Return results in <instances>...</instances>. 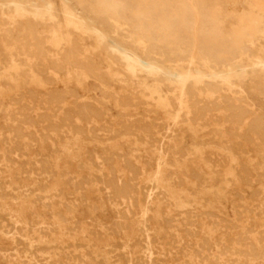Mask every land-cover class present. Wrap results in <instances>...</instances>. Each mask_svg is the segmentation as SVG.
I'll return each mask as SVG.
<instances>
[{"label":"rangeland","instance_id":"1","mask_svg":"<svg viewBox=\"0 0 264 264\" xmlns=\"http://www.w3.org/2000/svg\"><path fill=\"white\" fill-rule=\"evenodd\" d=\"M142 1L119 0L116 16L96 13V0L0 4V264H264V0L199 1L207 26L222 44L233 46L235 31L251 15H259L261 24L251 37H243L230 67L190 79L184 93L185 72L205 71L209 62L200 57L188 62L185 42L166 43L167 32L155 23L159 11L136 19V9H152ZM185 1L190 22L195 0ZM144 57L152 66L140 62ZM167 65L176 77L166 73ZM70 107L81 110L74 114ZM236 112L245 118L237 115L238 120Z\"/></svg>","mask_w":264,"mask_h":264},{"label":"bare ground","instance_id":"2","mask_svg":"<svg viewBox=\"0 0 264 264\" xmlns=\"http://www.w3.org/2000/svg\"><path fill=\"white\" fill-rule=\"evenodd\" d=\"M2 1L3 0H0V4L2 3ZM26 1H28V0H26ZM85 1H87V0H79V4L80 5H84V3H85ZM96 1H100V2H98V3H96V2H94V9H95V11H96V13H98V14H100V12H102V11H105V13L107 14V12H110V13H112V14H114L115 16L116 15H119V11H120V2H119V0H96ZM143 1H146V2H150V7H152V9H136L135 11H134V15H135V18L137 19V18H141V17H148L149 18V16H151L150 14L152 13V12H160V13H158V15H157V17L155 18L156 20H155V23L156 24H158V26H159V28L160 29H162V30H165L166 32H167V34H168V37H167V42L166 43H169L170 45H176V44H178V43H180V42H185V45H186V49H187V51H186V53H185V55L186 56H188L189 57V60H188V62L190 61V62H192V60H194L196 57H200V59L202 58V59H204V60H207L208 62H209V65L207 66V68H206V70L205 71H200V70H196V71H193V72H191L190 70H188L187 72H185L186 74H185V77H184V82L182 83V86H181V92L182 93H184V88H185V85L188 83L187 81H189L190 79H193V78H197V79H205L207 76H215V75H218L221 71H223L224 69H226V67H230V60L235 56L236 57V51L237 50H240V48H239V45L241 44V42H242V39H243V37H251L252 36V34L254 33V32H256L258 29H259V26H260V24H261V21H260V17H259V15L257 16V15H255V14H253V15H251L250 17H248V19H246V20H243V27H242V30L240 29V30H236L235 31V35L233 36V38H234V45L232 46V45H227V44H222L220 41H218V39H216V37H215V31H213V30H211L208 26H207V24L209 23L208 22V18L206 17V15H205V13L204 12H201V10H199V1L200 0H195V2H194V4L192 5V12H191V21L190 22H187V20H186V16L188 15V13H189V6H187V4H186V1L185 0H151V1H147V0H143ZM142 1V2H143ZM194 1V0H193ZM137 3L139 4V2L137 1ZM142 4V3H141ZM140 4V5H141ZM144 4V3H143ZM260 5H261V3H259ZM263 4V3H262ZM258 5V4H257ZM147 6V5H146ZM146 6H144V7H146ZM205 6V5H204ZM79 7V6H78ZM260 7H262V5L260 6ZM148 8V7H147ZM251 8V7H250ZM259 8V7H258ZM261 10H263L264 11V7H262V9ZM259 11V10H258ZM41 12V11H40ZM5 15V14H4ZM111 15V14H110ZM113 15V16H114ZM118 17V16H117ZM147 18V20H149ZM190 18V17H189ZM188 18V19H189ZM119 19V18H118ZM145 19V18H144ZM146 20V21H147ZM142 21H143V19H142ZM86 24V23H85ZM140 24V23H139ZM149 24V23H148ZM125 25V24H124ZM141 26H142V24H141ZM138 27V26H137ZM235 27V26H234ZM241 27V26H240ZM141 28V27H140ZM236 28V27H235ZM159 30V29H158ZM137 31V30H136ZM156 31V30H155ZM164 31V32H165ZM140 32V31H139ZM149 32V31H148ZM163 32V31H162ZM134 33V32H133ZM32 34V33H31ZM97 34V33H96ZM110 34V33H109ZM145 34H146V32H145ZM138 35V34H137ZM136 35V36H137ZM141 35V34H140ZM147 36H148V38H150L151 40H152V42H153V36H152V34L151 33H148L147 34ZM146 36V37H147ZM166 36V35H165ZM166 38V37H165ZM164 38V39H165ZM160 40V39H159ZM143 41V40H142ZM161 41H163V39L161 40ZM112 42H114V41H112ZM149 42V41H148ZM147 42V44H149ZM157 42V41H156ZM157 43H159V42H157ZM161 43V42H160ZM159 43V44H160ZM114 44L116 45V47H118V48H120L121 49V44L119 43V42H114ZM248 44V43H247ZM178 46V45H177ZM255 46V45H254ZM251 47V46H250ZM70 48V47H69ZM179 48V47H178ZM164 49V48H163ZM164 51H165V49H164ZM170 51V50H169ZM181 51V50H180ZM242 51V50H241ZM241 51H238V52H241ZM148 52V51H147ZM237 52V53H238ZM243 52V51H242ZM73 53V52H72ZM82 53V52H81ZM106 53V52H105ZM177 53V52H176ZM245 53V52H244ZM82 54H84V52L82 53ZM107 54V53H106ZM105 54V55H106ZM150 54V53H149ZM171 54V53H170ZM173 54V53H172ZM183 54V53H182ZM240 54V53H239ZM238 54V55H239ZM242 54V53H241ZM109 54H107L106 56H108ZM132 55V54H131ZM167 54H165L164 55V57L166 56ZM110 56V58H112V56L111 55H109ZM156 56V55H155ZM183 56V55H182ZM167 57H168V55H167ZM166 58V57H165ZM164 58V59H165ZM239 58V57H238ZM88 59V58H87ZM163 59V58H162ZM111 60V59H110ZM166 60V59H165ZM236 60V59H235ZM89 61V60H88ZM117 61H118V59H117ZM116 60H115V62H117ZM144 62L146 65H148V66H152V61H151V59L150 58H148V57H144V58H142L141 59V61L140 62ZM119 62V61H118ZM253 62V61H252ZM100 63V62H99ZM90 64V63H89ZM92 64V63H91ZM173 64V63H172ZM94 65V64H93ZM112 65V64H111ZM123 65V64H122ZM98 66V65H97ZM93 67V66H92ZM195 67H197V66H195ZM87 68H89V67H87ZM86 68V69H87ZM99 68V67H98ZM101 68V67H100ZM118 69V68H117ZM120 69V68H119ZM94 70H95V68H94ZM158 70V69H157ZM100 71V70H99ZM98 71V73H100ZM107 73V72H106ZM166 73L167 74H169V75H171V76H174V77H176L177 76V73H175L174 72V70H173V67L172 66H170V65H167L166 66ZM90 74V73H89ZM92 74V73H91ZM108 74V73H107ZM102 75V74H101ZM95 76H97V75H95ZM98 76H99V74H98ZM97 76V77H98ZM103 76V75H102ZM102 76H100L101 78H102ZM99 77V78H100ZM151 77V76H150ZM230 77V76H229ZM98 78V79H99ZM153 78V77H152ZM206 81V80H205ZM240 81H241V79H240ZM222 82H224L223 80H222ZM242 82V81H241ZM221 83V82H220ZM232 83H234V82H232ZM208 84V83H207ZM165 85V84H164ZM201 85V84H200ZM205 85V84H204ZM216 85V84H215ZM225 85H227V84H225ZM224 85V86H225ZM235 85V84H234ZM233 85V86H234ZM238 85H239V83H238ZM237 85V86H238ZM241 85V84H240ZM135 86V85H134ZM217 86V85H216ZM216 86H215V88H216ZM221 86V85H220ZM133 87V86H132ZM136 87V86H135ZM204 87V86H203ZM227 87H229V86H227ZM236 87V86H235ZM168 88V87H167ZM201 88V87H200ZM205 88V87H204ZM207 88H208V86H207ZM203 89V88H202ZM219 89V88H218ZM221 90H222V88H220ZM229 89H230V87H229ZM264 89V88H263ZM131 90V89H130ZM168 90H170V89H168ZM192 90V89H191ZM199 90V89H198ZM205 89H203V91H204ZM212 90V89H211ZM217 90V89H216ZM133 91H134V89H133ZM213 91H215V90H213ZM225 91H227V90H225ZM241 91V90H240ZM260 91V90H259ZM191 92H193V91H191ZM196 92V91H195ZM212 92V91H211ZM223 92V91H222ZM129 93H130V91H129ZM128 93V94H129ZM215 93H218V92H215ZM214 93V94H215ZM225 93V92H224ZM233 93V92H232ZM235 93H237V91L235 92ZM242 93V92H241ZM245 93V92H244ZM73 94V96L74 95H77V94H75V93H72ZM72 94H71V96H72ZM238 94V93H237ZM260 94H261V92H260ZM52 95V94H51ZM58 96H60L59 94H57ZM133 95H134V93H133ZM189 95V94H188ZM192 95H194V92L192 93ZM191 95V96H192ZM212 95V94H211ZM225 95V94H224ZM228 95V94H227ZM226 95V96H227ZM53 96V95H52ZM55 96V95H54ZM53 96V99L55 98ZM126 96V95H125ZM131 96V95H130ZM137 96H138V94H137ZM186 96V95H185ZM210 96V95H209ZM215 96H216V94H215ZM242 96H243V93H242ZM245 96V95H244ZM264 96V95H263ZM123 96H121V98H122ZM132 97V96H131ZM190 97V96H189ZM193 97V96H192ZM208 97V96H207ZM207 97L205 98V97H202V98H204V99H207ZM214 97V96H213ZM217 97H219L220 98V96H218L217 95ZM228 97V96H227ZM240 97V96H239ZM238 97V98H239ZM60 98V97H59ZM63 98V97H62ZM65 98V97H64ZM72 98V97H71ZM130 98V97H129ZM129 98L127 97V99L129 100ZM136 98V97H135ZM180 98V97H179ZM193 98H195L196 99V97H193ZM215 98V97H214ZM222 98H226L225 96H223ZM233 98V97H232ZM243 98V97H242ZM245 98V97H244ZM50 99H52V98H50ZM56 100H57V98H55ZM72 99H75V98H72ZM94 99V98H93ZM118 99V98H117ZM116 99V100H117ZM131 99V98H130ZM138 99H140V97H138ZM137 99V100H138ZM142 99V98H141ZM190 99H192L191 97H190ZM204 99H203V102H205L204 101ZM209 99V98H208ZM228 99H230L229 97H228ZM240 99V98H239ZM238 99V100H239ZM49 100V99H48ZM59 100V99H58ZM62 100V99H61ZM65 100H66V98H65ZM126 100V99H125ZM127 100V101H128ZM135 100V99H134ZM133 99L131 100L132 102L134 101ZM143 100V99H142ZM171 101H172V98L170 99ZM175 100V99H174ZM172 101V103L173 102H175V101ZM180 100V99H179ZM178 100V101H179ZM200 100H202V99H200ZM210 100V99H209ZM220 100H221V98H220ZM231 100V99H230ZM233 100V99H232ZM236 100H237V98H236ZM240 100H242V99H240ZM47 101V100H46ZM45 101V102H46ZM53 101V100H52ZM67 101V100H66ZM74 101V100H73ZM82 101V100H81ZM97 101V100H96ZM124 101V100H123ZM193 101H195L194 99H193ZM211 101V100H210ZM212 101H213V103L214 102H216V100L214 101L213 99H212ZM44 102V101H43ZM42 102V103H43ZM45 102H44V104H45ZM79 102H80V100H79ZM92 102V101H91ZM94 102V101H93ZM119 102H120V100H119ZM125 103H126V101H124ZM190 102L192 103V101L190 100ZM219 102V101H218ZM223 102V101H222ZM240 102V101H239ZM244 102V101H243ZM47 103H48V101H47ZM47 103L45 104V106L47 105ZM58 103V102H57ZM64 103V102H63ZM76 103V102H75ZM100 103V102H99ZM124 103V104H125ZM142 103V102H141ZM180 103V102H179ZM196 103H198V102H196ZM195 103V104H196ZM200 103V102H199ZM198 103V104H199ZM201 103H202V101H201ZM207 103H209L208 101H207ZM212 103V104H213ZM217 103V102H216ZM225 103V102H224ZM230 103V102H229ZM228 103V104H229ZM233 103V102H232ZM238 103V102H237ZM237 103L235 104L234 103V107H239V106H235V105H237ZM245 103V102H244ZM252 103V102H251ZM60 104H61V102H60ZM71 104H73V103H71ZM88 104V103H87ZM89 104H90V101H89ZM101 104V103H100ZM127 104V103H126ZM137 104H138V102H137ZM136 104V105H137ZM145 104V103H144ZM194 104V103H193ZM194 104V105H195ZM198 104H196V105H198ZM204 104V103H203ZM211 104V105H212ZM218 104V103H217ZM231 104V103H230ZM230 104H229V106H230ZM239 104V103H238ZM64 105V104H63ZM62 104H61V106H63ZM74 105V104H73ZM91 105H93V103H91ZM133 105V104H132ZM135 105V106H136ZM177 105H179V104H176V107H177ZM205 105V104H204ZM209 105V104H208ZM239 105H241V102H240V104ZM81 106H83V105H81ZM86 107H87V105H85ZM82 107V108H85L86 109V107ZM100 106V105H99ZM138 106V105H137ZM202 106V105H201ZM210 106V105H209ZM213 106V105H212ZM218 106V105H217ZM231 106H233V104L231 105ZM245 106V105H244ZM51 107V106H50ZM64 107V106H63ZM72 107H76V106H72ZM72 107H70V109L69 110H71V108ZM80 107V106H79ZM89 107V106H88ZM95 106H93V108H94ZM104 107V106H103ZM145 107V106H144ZM192 107V106H191ZM194 107V106H193ZM213 107H216V106H213ZM212 107V108H213ZM221 107V106H220ZM228 107V106H227ZM234 107H232L233 108V110H234ZM242 107V106H241ZM262 107V106H261ZM81 108V107H80ZM90 109L92 108L91 106L89 107ZM93 108H92V111H93ZM96 108V107H95ZM101 108V107H100ZM142 108V107H141ZM179 108V107H178ZM199 110H200V108L199 107H197ZM203 108H204V106H203ZM208 108V107H207ZM210 108V107H209ZM218 107H216L215 109H217ZM226 108V107H225ZM229 108V107H228ZM231 108V107H230ZM229 108V109H230ZM240 108V107H239ZM244 108V107H243ZM246 108V107H245ZM48 109V108H47ZM60 109V108H59ZM72 109H74V114H75V112H79L81 109H79V108H77V109H79V111H75V108H72ZM84 109V110H85ZM97 109V111H98V109L99 108H96ZM156 109V108H155ZM175 109V108H174ZM177 109V108H176ZM175 109V110H176ZM197 109V111L198 112H200L199 110ZM62 110H63V108H62ZM83 110V109H82ZM106 110V109H105ZM108 110V109H107ZM138 110H140V109H138ZM157 110V109H156ZM180 110V109H179ZM195 110V109H194ZM203 111H204V109H202ZM201 110V111H202ZM206 110V109H205ZM245 110V109H244ZM37 111V110H36ZM58 111V110H57ZM72 111V110H71ZM86 111V110H85ZM88 111V110H87ZM103 111V110H102ZM130 111V110H129ZM128 111V112H129ZM132 111V110H131ZM143 111H144V109H143ZM163 111V110H162ZM193 111V110H192ZM196 111V110H195ZM202 111V112H203ZM225 111V110H224ZM251 111H253V110H251ZM105 112V111H104ZM107 112V111H106ZM146 112V111H145ZM151 112V111H150ZM153 112H155L154 110H153ZM152 112V113H153ZM157 112V111H156ZM176 112V111H175ZM178 112V111H177ZM194 112V111H193ZM210 112H211V110H210ZM216 112V111H215ZM220 112V111H219ZM226 112V111H225ZM228 112H229V110H228ZM233 112V111H232ZM238 112H240V111H238ZM245 112H247V110L245 111ZM82 113H83V111H82ZM100 113V112H99ZM120 113V112H119ZM124 113V112H123ZM123 113H121V114H123ZM148 113V112H147ZM182 113V112H181ZM212 113V112H211ZM223 113V112H222ZM237 113V112H236ZM241 113H242V111H241ZM249 113H252V112H249ZM88 114V113H87ZM86 114V115H87ZM105 114V113H104ZM130 114V113H129ZM139 114V113H138ZM187 114V113H186ZM198 114H201V113H198ZM215 114V113H214ZM217 114V113H216ZM226 114H228V113H226ZM240 114V113H239ZM245 113H243V115H244ZM254 114V113H253ZM65 115H69V114H66L65 113ZM77 115H79V114H77ZM76 115V116H77ZM91 115V114H90ZM106 115V114H105ZM177 115V114H176ZM175 115V116H176ZM182 115V114H181ZM196 115V114H195ZM201 115H203V114H201ZM210 115H213V114H210ZM220 115V114H219ZM229 115V114H228ZM238 113L235 115L234 114V117L236 116V118L239 120V117L238 116H241V115H238ZM252 115V114H251ZM69 116H72L73 117V113H72V115H69ZM80 116L82 117V115L80 114ZM87 116H89V115H87ZM122 116V115H121ZM148 116V115H147ZM150 116V115H149ZM180 116V115H179ZM204 117H205V114L203 115ZM224 116V115H223ZM231 116H233L232 114H231ZM246 116H248L247 115V113H246ZM63 117H65V116H63ZM62 117V118H63ZM81 117H78L77 116V119H75V120H77L78 121V119L79 118H81ZM90 117V116H89ZM129 117V116H128ZM202 117V116H201ZM200 116H199V118H201ZM215 117V116H214ZM234 117H232V120H230V121H233V119H234ZM241 117H243V118H245V116H241ZM258 117V116H257ZM257 117H255V118H257ZM67 118V117H66ZM68 118H70V117H68ZM74 118V117H73ZM93 117H91V119H92ZM96 119H97V117H95ZM137 118V117H136ZM156 118V117H155ZM154 118V119H155ZM183 118V117H182ZM181 118V121L183 120ZM208 118V120H209V118H210V116L209 117H207ZM221 117H219V119H220ZM251 118H253V117H251ZM250 117H249V119H251ZM259 118H260V116H259ZM259 118H258V120H259ZM90 119V118H89ZM103 119V118H102ZM106 119H108V118H106ZM126 119H129V118H126ZM132 119V118H131ZM145 119V118H144ZM143 119V120H144ZM146 119H148V118H146ZM157 119V118H156ZM155 119V120H156ZM160 119V118H159ZM202 119V118H201ZM210 119H212V118H210ZM213 119H215V118H213ZM212 119V120H213ZM228 119V118H227ZM236 119V120H237ZM68 120V119H67ZM80 120V119H79ZM117 120V119H116ZM130 120V119H129ZM149 120V119H148ZM147 120V121H148ZM203 120V119H202ZM201 120V121H202ZM205 120V119H204ZM211 120V121H212ZM216 120V119H215ZM214 120V121H215ZM223 120V119H222ZM226 120V119H225ZM225 120H223V121H225ZM245 120V119H244ZM254 119H252V121H253ZM258 120H256V121H258ZM261 120H262V118H261ZM261 120H259L258 122H260ZM72 121V120H71ZM84 120L82 119L81 120V122H83ZM86 121H88V120H86ZM114 121V120H113ZM118 121V120H117ZM128 121V120H127ZM149 121H151V120H149ZM154 121V120H153ZM167 121V120H166ZM195 121V120H194ZM198 121V120H197ZM210 121V122H211ZM213 121V122H214ZM216 121H219V120H216ZM215 121V122H216ZM250 122L249 123H254L255 122V120H254V122H251V120H249ZM76 122V121H75ZM89 122V121H88ZM95 122V121H94ZM99 122V121H98ZM104 122V121H103ZM102 122V123H103ZM116 122V121H115ZM119 122V121H118ZM121 122H123V121H121ZM130 123H131V121H129ZM128 122V123H129ZM141 122H143V121H141ZM146 122V121H145ZM156 122H157V120H156ZM205 121H203L202 123H204ZM210 122H208L209 124H210ZM219 122H221V121H219ZM234 122H235V120H234ZM237 122V121H236ZM240 122H241V120H240ZM248 122V121H247ZM64 123V122H63ZM70 123V122H69ZM71 123H73V122H71ZM77 123V122H76ZM90 123V122H89ZM100 123H101V121H100ZM120 123V122H119ZM148 123V122H147ZM174 123V122H173ZM212 123V122H211ZM218 123V122H217ZM227 123V122H226ZM233 123V122H232ZM232 123H231V125H232ZM257 123V122H256ZM79 124H80V122H79ZM85 124V123H84ZM112 124V123H111ZM116 124V123H115ZM118 124V123H117ZM121 124V123H120ZM119 124V125H120ZM140 124V123H139ZM152 124V123H151ZM157 124H159V123H157ZM165 124V123H164ZM164 124H162V125H164ZM220 124V123H219ZM234 124V123H233ZM239 124V123H238ZM238 124H236V126H235V128H238L237 127V125ZM252 124H251V126H252ZM261 124V123H260ZM262 124H263V121H262ZM86 125V124H85ZM94 125V124H93ZM122 125H124V124H122ZM127 125V124H126ZM211 125V124H210ZM218 125V124H217ZM231 125H230V128H231ZM235 125V124H234ZM256 125V124H255ZM76 126V125H75ZM113 126V125H112ZM145 126V125H144ZM173 126V125H172ZM204 126V125H203ZM203 126H201L202 127V129H203ZM215 126V125H214ZM239 126V125H238ZM248 126V125H247ZM257 126L259 127V123H257ZM256 126V127H257ZM262 126V125H261ZM98 127V126H97ZM100 127H102V125L100 126ZM100 127H98V128H100ZM108 127V126H107ZM114 127V126H113ZM119 127V126H118ZM127 126H125L124 128H126ZM131 127V126H130ZM133 127V126H132ZM135 127V126H134ZM155 127V126H154ZM158 127H159V125H158ZM164 127H166V126H164ZM188 127V126H187ZM205 127H206V125H205ZM229 127V126H228ZM250 127V126H249ZM18 128V127H17ZM74 128V126L72 127V129ZM82 128V127H81ZM89 128V127H88ZM105 128H106V126H105ZM117 128V127H116ZM123 128V127H122ZM128 129H127V131L128 130H130V128L129 127H127ZM151 128V127H150ZM156 128V127H155ZM174 128V127H173ZM208 128V127H207ZM215 128V127H214ZM247 128V127H246ZM22 129V128H21ZM69 129H70V127H69ZM68 129V130H69ZM75 129H78V128H75ZM80 129V128H79ZM83 129V128H82ZM104 129V128H103ZM118 129V128H117ZM121 129V128H120ZM132 129V128H131ZM157 129V128H156ZM160 129V128H159ZM172 129V128H171ZM170 129V130H171ZM175 129V128H174ZM177 129V128H176ZM200 130H201V128H199ZM198 129V130H199ZM226 129V128H225ZM260 129V128H259ZM74 130V129H73ZM85 130V129H84ZM84 130H82V132L84 131ZM92 130V128L90 129V130H88V131H91ZM108 130V132H109V128L107 129ZM119 130V129H118ZM118 130H116V131H118ZM136 130H138V127H137V129ZM136 130L134 131V133L136 132ZM145 129H143V131H144ZM231 130H233L232 128H231ZM257 130V132H259L258 131V129H256ZM261 130H263L262 129V127H261ZM261 130H260V132H261ZM70 131V130H69ZM80 131H81V129H80ZM86 131V130H85ZM103 131V130H102ZM119 131H121L122 132V130H119ZM142 131V132H143ZM164 131H166V130H164ZM223 131V130H222ZM250 131V130H249ZM75 132H77V131H75ZM79 132V131H78ZM104 132H105V130H104ZM131 132V131H130ZM139 132H141V131H139ZM156 132H158V129L156 130ZM227 132V131H226ZM232 132H234L235 133V131L233 130ZM236 132H238V130H236ZM264 132V131H263ZM87 133V132H86ZM90 133V132H89ZM107 133V132H106ZM111 133V132H110ZM120 133V132H119ZM125 133H126V131H125ZM133 133V132H132ZM148 133H149V131H148ZM162 133V132H161ZM173 133V132H172ZM174 133H176V132H174ZM216 133V132H215ZM220 133V132H219ZM230 133V132H229ZM249 133V132H248ZM262 133V132H261ZM72 134V133H71ZM70 134V135H71ZM74 134H76V133H74ZM112 134V133H111ZM118 134V133H117ZM128 134V133H127ZM160 134V133H159ZM164 134V133H163ZM181 134V133H180ZM231 134V133H230ZM260 134V133H259ZM82 135H85V134H82ZM90 135H91V133H90ZM105 135V134H104ZM113 135V134H112ZM119 135V134H118ZM131 135V134H130ZM143 135H144V132H143ZM147 135V134H146ZM156 135H158V134H156ZM166 134H164L163 136H165ZM220 135V134H219ZM237 135V134H236ZM240 135V134H239ZM238 135V136H239ZM244 135H246V134H244ZM249 135V134H248ZM86 136V135H85ZM93 136V135H92ZM101 136V135H100ZM106 136V135H105ZM115 136V135H114ZM126 136V135H125ZM140 136H141V133H140ZM145 136V135H144ZM161 136V135H160ZM162 136V137H163ZM168 136H169V134H168ZM171 136V135H170ZM172 136H174V135H172ZM221 136V135H220ZM223 136V135H222ZM241 136V135H240ZM252 136V135H251ZM257 136H258V134H257ZM259 136H261V135H259ZM264 136V134L261 136V137H263ZM94 137V136H93ZM102 137V140H103V136H101ZM110 137V136H109ZM130 137V136H129ZM155 137V136H154ZM159 137V136H158ZM230 137V136H229ZM245 137V136H244ZM250 137V136H249ZM83 138H84V136H83ZM87 138V137H86ZM105 138V137H104ZM112 138H116V137H113L112 136ZM130 138H132V137H130ZM148 138V137H147ZM151 138V137H150ZM212 138H214V137H212ZM231 138V137H230ZM238 138V137H237ZM246 138V137H245ZM244 138V139H245ZM252 139H253V137H251ZM260 138V137H259ZM264 138V137H263ZM100 139V138H99ZM133 139V138H132ZM139 139H140V143H141V139L142 138H140L139 137ZM153 139V138H152ZM151 139V140H152ZM165 139H167V138H165ZM164 139V140H165ZM175 139V138H174ZM177 139H178V137H177ZM216 139V138H215ZM243 139V140H244ZM129 140V139H128ZM154 140H155V138H154ZM153 140V141H154ZM161 140V139H160ZM162 140H163V138H162ZM202 140V139H201ZM208 140H210V138L208 139ZM214 140V139H213ZM218 140V139H217ZM220 140V139H219ZM227 140V139H226ZM235 140V139H234ZM246 140V139H245ZM245 140H244V142H245ZM105 141H106V139H105ZM118 140H116V142H117ZM122 141H125L124 139L122 140ZM130 141V140H129ZM146 141V140H145ZM144 141V142H145ZM157 141V140H156ZM166 141V140H165ZM170 141V140H169ZM223 141V140H222ZM221 141V142H222ZM231 141V140H230ZM239 141V140H238ZM254 141V140H253ZM121 142V141H120ZM119 142V143H120ZM128 142V141H127ZM131 142V141H130ZM147 142H149V141H147ZM234 142V141H233ZM243 142V143H244ZM263 142V141H262ZM105 143V142H104ZM118 143V142H117ZM133 143V142H132ZM158 143V142H157ZM156 143V144H157ZM162 143H163V141H162ZM166 143H167V141H166ZM192 143H194V142H192ZM223 143V142H222ZM225 143V142H224ZM235 143V142H234ZM250 143H252L251 141H250ZM121 144V143H120ZM149 144H151V142L149 143ZM164 144V143H163ZM200 144V143H199ZM204 144V143H203ZM215 145H218L217 143H214ZM228 144V141H227V143L226 144H224V145H227ZM238 144H239V142H238ZM263 144V143H262ZM105 145V144H104ZM107 145V144H106ZM152 145V144H151ZM154 145V144H153ZM153 145H152V147H153ZM162 145V144H161ZM205 145H206V143H205ZM233 145V144H232ZM231 145V146H232ZM10 146V145H9ZM103 146V145H102ZM138 146V145H137ZM140 146V145H139ZM159 146V145H158ZM163 146V145H162ZM171 146H172V144H171ZM174 146V145H173ZM180 146V145H179ZM220 146V145H219ZM222 146V145H221ZM228 146V145H227ZM244 146H245V143H244ZM106 147V146H105ZM150 147V146H149ZM156 147V146H155ZM161 147V146H160ZM170 147V146H169ZM168 147V148H169ZM223 147V146H222ZM222 147H220V148H222ZM260 147V146H259ZM92 148V147H91ZM119 148V147H118ZM143 148V147H142ZM154 148V147H153ZM158 148V147H157ZM166 148H167V146H166ZM172 148V147H171ZM226 147H224V149H225ZM161 149H163V148H161ZM190 149V148H189ZM101 150V149H100ZM105 150V149H104ZM117 150V149H116ZM115 150V151H116ZM119 150V149H118ZM135 150H137V149H135ZM159 150V149H158ZM165 149H163V152H165L164 151ZM171 150V149H170ZM188 150V149H187ZM191 150V149H190ZM101 151H103V150H101ZM108 151H109V149H108ZM145 151H146V149H145ZM148 151V150H147ZM151 151V150H150ZM154 151V150H153ZM172 151V150H171ZM174 151V150H173ZM179 151V150H178ZM180 151H182V150H180ZM211 151H213V150H211ZM211 151H209V152H211ZM105 153H106V151H104ZM117 152V151H116ZM115 152V153H116ZM160 152V151H159ZM162 152V151H161ZM177 152V151H176ZM175 152V153H176ZM183 152H184V150H183ZM216 152H218V151H216ZM111 153V152H110ZM110 153H108V154H110ZM121 153V152H120ZM146 153H149V151L148 152H146ZM190 153V152H189ZM188 153V154H189ZM220 153V152H219ZM107 154V153H106ZM132 154H133V152H132ZM168 154V153H167ZM172 154V153H171ZM171 154H169L170 155V157H171ZM221 154H223V153H221ZM117 155V154H116ZM143 155V154H142ZM165 155V154H164ZM175 155V154H174ZM177 155V154H176ZM181 155V154H180ZM186 155V154H185ZM220 155V154H219ZM218 155V158L220 157ZM94 156V155H93ZM96 156V155H95ZM105 157H106V155H104ZM128 156V155H127ZM136 156H137V152H136ZM136 156H133V157H136ZM178 156V155H177ZM176 156V158H179V157H177ZM214 156V155H213ZM229 156V155H228ZM91 157V156H90ZM101 157V156H100ZM103 157V156H102ZM118 157V156H117ZM130 157V156H129ZM140 157V156H139ZM152 157V156H151ZM150 157V158H151ZM166 157V156H165ZM190 157V156H189ZM205 157V156H204ZM85 158L86 157H84V160H85ZM94 158V157H93ZM107 158V157H106ZM112 158V157H111ZM128 158V157H127ZM138 158V157H137ZM136 158V159H137ZM144 158V157H143ZM168 157H166V159H167ZM191 158V157H190ZM190 158H186L185 157V159H187V161H188V159H190ZM96 159V158H95ZM98 159V158H97ZM97 159H96V161H97ZM101 159V158H100ZM118 159H119V161H120V159L121 158H119L118 157ZM129 159V158H128ZM139 159V161H140V158H138ZM147 159V158H146ZM145 159V160H146ZM173 159V158H172ZM175 159V158H174ZM227 159H229V158H226V160ZM105 160V159H104ZM132 160H133V158H132ZM183 160V159H182ZM181 160V161H182ZM204 160H208V159H205L204 158ZM219 160V159H218ZM223 160V159H222ZM4 161V160H3ZM87 161V160H86ZM90 161H91V159H90ZM190 161V160H189ZM189 161H188V163H189ZM97 162H99V161H97ZM110 162V161H109ZM113 162V161H112ZM125 162H126V160H125ZM149 162V161H148ZM184 162V161H183ZM83 163V162H82ZM122 163V162H121ZM127 163V162H126ZM133 163V162H132ZM142 163V162H141ZM150 163H151V161H150ZM152 163H153V161H152ZM170 163H171V161H170ZM182 163V162H181ZM191 163V162H190ZM193 163V162H192ZM219 164H221L220 162H218ZM223 163V162H222ZM91 164H93V163H91ZM97 164V163H96ZM100 164H102V163H100ZM106 164V163H105ZM128 164V163H127ZM154 164V163H153ZM157 164H158V162H157ZM210 164V163H209ZM212 164V163H211ZM234 164H236V163H234ZM94 165V164H93ZM113 165V164H112ZM129 165V164H128ZM134 165H136V163H134ZM140 165V164H139ZM139 165H137V168H138V166ZM152 165V164H151ZM175 165V164H174ZM192 165V164H191ZM195 165V164H194ZM213 165V164H212ZM236 165H238V164H236ZM123 166H126L125 165V163H124V165ZM146 166V165H145ZM150 166V165H149ZM211 166V165H210ZM221 166V165H220ZM219 166V167H220ZM223 166V165H222ZM221 166V167H222ZM231 166L233 167L234 166V168H235V165H232V163H231ZM127 167V166H126ZM125 167V168H126ZM141 167V166H140ZM147 167V166H146ZM153 167H155V166H153ZM214 167H217V166H214ZM228 167V166H227ZM226 167V168H227ZM85 168L87 169V167L85 166ZM98 168V167H97ZM108 168V167H107ZM115 169H116V166L114 167ZM225 168V169H226ZM229 168V167H228ZM94 169H95V167H94ZM127 169H129V168H127ZM126 169V170H127ZM131 170H132V168H130ZM140 169V168H139ZM139 169H138V172H139ZM156 169H157V167H156ZM159 169V168H158ZM212 169V168H211ZM216 169H218V167L216 168ZM224 169V168H223ZM224 169V170H225ZM230 169V168H229ZM83 170V169H82ZM90 170V169H89ZM109 170V169H108ZM144 170H146L145 168H144ZM152 170V169H151ZM151 170H149V172L151 171ZM191 170H194V169H191ZM190 170V171H191ZM198 170V169H197ZM227 170V169H226ZM232 171H233V169H231ZM87 171V170H86ZM163 171H164V169H163ZM166 171V170H165ZM201 171V170H200ZM232 171H230V172H232ZM243 171V170H242ZM116 172H118V171H116ZM157 172V171H156ZM197 172V171H196ZM236 172H237V170H236ZM235 172V173H236ZM244 172H246V171H244ZM88 173V172H87ZM94 173V172H93ZM92 173V174H93ZM102 173V172H101ZM133 173V172H132ZM144 173V171L142 172V174ZM168 172H166V175H168L167 174ZM174 173V172H173ZM191 173H193V172H191ZM203 173V172H202ZM214 173H216V172H214ZM84 174V173H83ZM82 174V175H83ZM104 174V173H103ZM128 174V173H127ZM130 174H131V171H130ZM129 174V175H130ZM182 174H184V172L182 173ZM201 174V173H200ZM199 174V175H200ZM237 174V173H236ZM95 175H98V174H95ZM112 175V174H111ZM132 175V174H131ZM146 175V174H145ZM155 175V174H154ZM170 175V174H169ZM185 175V174H184ZM183 175V176H184ZM198 175V174H197ZM239 175V174H238ZM94 176V175H93ZM101 176H102V174H101ZM100 176V177H101ZM105 176V175H104ZM127 176V175H126ZM171 176V175H170ZM173 176V175H172ZM171 176V177H172ZM176 176V175H175ZM190 176V175H189ZM188 176V177H189ZM216 176V175H215ZM215 176H214V178H215ZM83 178H84V176H82ZM116 177H117V175H116ZM120 177V176H119ZM153 177V176H152ZM178 177V176H177ZM225 177V176H224ZM229 178L231 177V176H228ZM95 178H97V180H98V178H99V176L98 177H95ZM112 178H113V176H112ZM126 178V177H125ZM143 178V177H142ZM141 178V179H142ZM175 179H176V177H174ZM199 178V177H198ZM217 178V177H216ZM215 178V179H216ZM78 179V178H77ZM86 179V178H85ZM101 179V178H100ZM118 179V178H117ZM179 179V178H178ZM191 179V178H190ZM219 179L220 178H218V181H219ZM233 179V178H232ZM250 179V178H249ZM104 180L106 181V179L104 178ZM103 180V181H104ZM119 180V179H118ZM117 180V181H118ZM137 180V179H136ZM166 180V179H165ZM180 180H182L181 178H180ZM179 180V181H180ZM192 180V179H191ZM203 180V179H202ZM222 180V179H221ZM220 180V181H221ZM244 180V179H243ZM86 181V180H85ZM96 181V180H95ZM94 181V182H95ZM109 179H108V183H109ZM125 181V180H124ZM130 181H132V179L130 178ZM151 181V180H150ZM153 181V180H152ZM173 181V180H172ZM177 181V180H176ZM197 181V180H196ZM230 181V180H229ZM236 181V180H235ZM136 182V181H135ZM135 182H134V184H135ZM181 183H182V181H180ZM206 182V181H205ZM204 182V183H205ZM217 182V181H216ZM232 182V181H231ZM85 183V182H84ZM101 183H103V182H101ZM107 183V182H106ZM113 183V182H112ZM126 183V182H125ZM137 183V182H136ZM153 183V182H152ZM175 183V182H174ZM173 182H172V184H174ZM178 183V182H177ZM218 183V182H217ZM221 183V182H220ZM82 184H83V182H82ZM138 185H139V183H137ZM142 184H144V183H142ZM149 184V183H148ZM154 184V183H153ZM156 184V183H155ZM154 184V185H155ZM219 184V183H218ZM108 185V184H107ZM116 185V184H115ZM133 185V184H132ZM132 185H131V187H132ZM141 185V184H140ZM150 185H151V183H150ZM180 185V184H179ZM178 185V186H179ZM231 185H233V184H231ZM103 186V185H102ZM104 186H106V184L104 183ZM103 186V189L104 188H106V187H104ZM149 186V185H148ZM168 186H170V185H168ZM177 186V185H176ZM202 186V185H201ZM150 187V186H149ZM155 187V186H154ZM173 188V187H172ZM174 188H176V187H174ZM181 187H179V189H180ZM93 189H94V187H93ZM101 189V188H100ZM133 189H134V187H133ZM137 189V188H136ZM147 189V188H146ZM152 189V188H151ZM169 189V188H168ZM105 190V189H104ZM132 190V189H131ZM135 190V189H134ZM170 190V189H169ZM11 191V190H10ZM95 191V190H94ZM144 191V190H143ZM175 191V190H174ZM102 192V191H101ZM131 192V191H130ZM138 192V191H137ZM140 192H141V190H140ZM49 193V192H48ZM107 193V192H106ZM126 193V192H125ZM146 193H148V192H146ZM151 193V192H150ZM149 193V194H150ZM131 194V193H130ZM132 194H133V191H132ZM134 195V194H133ZM139 195H140V193H139ZM151 195V194H150ZM163 196V195H162ZM133 198H137L136 196H134ZM149 198H150V196H149ZM156 198V197H155ZM159 198V197H158ZM128 199V198H127ZM131 199V198H130ZM139 199V198H138ZM166 199V198H165ZM115 200V199H114ZM167 200V199H166ZM131 201H133V203L135 202L134 200H131ZM137 201V200H136ZM167 201H169V200H167ZM15 202V201H14ZM112 202V201H111ZM127 202H130L129 200L127 201ZM164 202V201H163ZM114 203V202H113ZM112 203V204H113ZM121 203V202H120ZM137 203V202H136ZM136 203H134V204H136ZM145 203V202H144ZM129 204V203H128ZM139 204V203H138ZM147 205V204H146ZM145 205V206H146ZM109 206H111V205H109ZM138 206V205H137ZM135 207H136V205H135ZM139 207V206H138ZM169 207V206H168ZM126 209L127 207H124V205H123V209ZM140 208V207H139ZM167 208V207H166ZM172 208V207H171ZM147 209V208H146ZM122 210V209H121ZM137 210V209H136ZM172 210V209H171ZM126 211V210H125ZM144 211V210H143ZM175 211V210H174ZM191 211V210H190ZM194 211V210H193ZM116 212V211H115ZM136 212H138V211H136ZM181 214H183V212L181 213ZM191 214V213H190ZM135 215V214H134ZM136 216V215H135ZM191 216V215H190ZM194 216V215H193ZM139 217V216H138ZM137 217V218H138ZM175 217V216H174ZM173 217V218H174ZM150 218V217H149ZM142 219H143V217H142ZM4 222V221H3ZM129 224V223H128ZM6 225V224H5ZM120 225V224H119ZM14 227V226H13ZM123 227V226H122ZM101 231H102V229H101ZM9 234H10V232H9ZM147 234V233H146ZM139 235V234H138ZM140 236V235H139ZM23 238V237H22ZM139 238V237H138ZM14 240V239H13ZM150 240V239H149ZM34 243V242H33ZM37 244V243H36ZM51 245V244H50ZM161 246V245H160ZM170 246V245H169ZM23 247V246H22ZM228 247V246H227ZM77 248V247H76ZM174 249V248H173ZM23 250V249H22ZM48 250V249H47ZM54 250V249H53ZM90 250V249H89ZM252 250H254V249H252ZM42 251V250H41ZM8 252V251H7ZM44 252V251H43ZM47 252V251H46ZM53 252H55V251H53ZM68 252V251H67ZM142 252V251H141ZM170 253V252H169ZM257 253V252H256ZM28 255V254H27ZM30 255V254H29ZM42 255H43V253H42ZM142 255V254H141ZM147 255V254H146ZM9 256H10V254H9ZM40 256V255H39ZM51 256V255H50ZM44 258V257H43ZM116 258V257H115ZM26 259V258H25ZM30 259V258H29ZM155 261V260H154ZM46 262V261H45ZM33 263V262H32ZM39 263V262H38ZM151 263H153V262H151ZM37 264V263H36ZM45 264V263H44ZM154 264V263H153Z\"/></svg>","mask_w":264,"mask_h":264}]
</instances>
